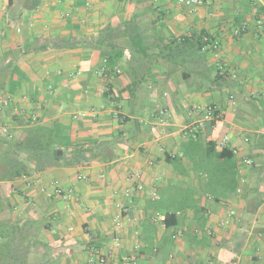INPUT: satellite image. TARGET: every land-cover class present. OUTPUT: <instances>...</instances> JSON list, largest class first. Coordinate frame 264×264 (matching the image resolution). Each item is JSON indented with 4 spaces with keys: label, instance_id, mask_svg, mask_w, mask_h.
Segmentation results:
<instances>
[{
    "label": "crops",
    "instance_id": "crops-1",
    "mask_svg": "<svg viewBox=\"0 0 264 264\" xmlns=\"http://www.w3.org/2000/svg\"><path fill=\"white\" fill-rule=\"evenodd\" d=\"M185 1L0 0V264H264V0Z\"/></svg>",
    "mask_w": 264,
    "mask_h": 264
},
{
    "label": "trees",
    "instance_id": "trees-1",
    "mask_svg": "<svg viewBox=\"0 0 264 264\" xmlns=\"http://www.w3.org/2000/svg\"><path fill=\"white\" fill-rule=\"evenodd\" d=\"M32 1L33 7L36 5V0ZM201 40V37H198ZM113 53L109 51L104 54L105 68L112 69ZM104 145L91 141L87 146L83 144L71 143L69 135L66 134L60 126H54L48 132H41L38 130L34 138H27L21 145L28 155L35 161V168L37 171H42L50 167L75 166L83 163H90L100 154L99 148ZM60 150L62 154L57 156V151ZM220 153L219 156H224ZM164 226L171 228L175 224V211H166L164 215ZM145 242V250L152 251L156 249L149 238L142 239ZM154 248V249H153ZM145 251V252H146ZM6 259L3 264H50L46 261L43 263L29 262L26 259L27 251L24 250L21 254L7 252Z\"/></svg>",
    "mask_w": 264,
    "mask_h": 264
},
{
    "label": "built area",
    "instance_id": "built-area-1",
    "mask_svg": "<svg viewBox=\"0 0 264 264\" xmlns=\"http://www.w3.org/2000/svg\"><path fill=\"white\" fill-rule=\"evenodd\" d=\"M184 4L185 5H199L200 4V1L199 0H186L185 2H184ZM210 109H208V111H209ZM209 112H211V110L209 111ZM132 174H133V176H135V177H137L138 175H139V173H137V172H132ZM138 189H141V187L139 186L138 187ZM104 259H99L98 260V263L99 264H104ZM126 264H138L137 263V259H136V256L135 255H133V254H131V255H129L128 257H127V259H126Z\"/></svg>",
    "mask_w": 264,
    "mask_h": 264
},
{
    "label": "water",
    "instance_id": "water-1",
    "mask_svg": "<svg viewBox=\"0 0 264 264\" xmlns=\"http://www.w3.org/2000/svg\"><path fill=\"white\" fill-rule=\"evenodd\" d=\"M62 154V152L60 150L57 151L56 155L60 156Z\"/></svg>",
    "mask_w": 264,
    "mask_h": 264
}]
</instances>
